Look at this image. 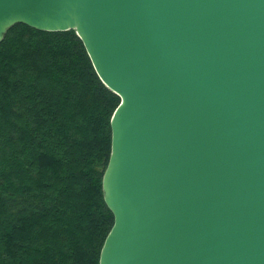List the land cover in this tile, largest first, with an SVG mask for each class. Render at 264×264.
<instances>
[{
    "label": "water",
    "instance_id": "obj_1",
    "mask_svg": "<svg viewBox=\"0 0 264 264\" xmlns=\"http://www.w3.org/2000/svg\"><path fill=\"white\" fill-rule=\"evenodd\" d=\"M74 29L119 96L99 264H264V0H0Z\"/></svg>",
    "mask_w": 264,
    "mask_h": 264
},
{
    "label": "trees",
    "instance_id": "obj_2",
    "mask_svg": "<svg viewBox=\"0 0 264 264\" xmlns=\"http://www.w3.org/2000/svg\"><path fill=\"white\" fill-rule=\"evenodd\" d=\"M120 98L74 29L0 41V264H99L114 216L102 178Z\"/></svg>",
    "mask_w": 264,
    "mask_h": 264
}]
</instances>
